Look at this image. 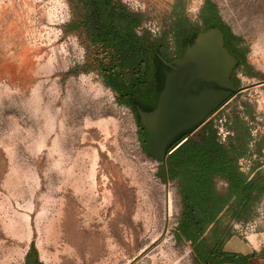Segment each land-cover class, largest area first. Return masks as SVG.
<instances>
[{
	"label": "rangeland",
	"instance_id": "374dc122",
	"mask_svg": "<svg viewBox=\"0 0 264 264\" xmlns=\"http://www.w3.org/2000/svg\"><path fill=\"white\" fill-rule=\"evenodd\" d=\"M120 1L172 42L177 16L200 22L206 2ZM211 2L245 63L233 74L243 90L207 122L224 142L248 134L238 163L253 176L264 169V0ZM82 16L77 0H0V264H27L31 253L41 264H194L191 243L175 237L177 185L169 183L168 215L161 163L105 83V52L89 42ZM260 212L257 231L235 235L249 242L264 231V196Z\"/></svg>",
	"mask_w": 264,
	"mask_h": 264
},
{
	"label": "trees",
	"instance_id": "16d2710c",
	"mask_svg": "<svg viewBox=\"0 0 264 264\" xmlns=\"http://www.w3.org/2000/svg\"><path fill=\"white\" fill-rule=\"evenodd\" d=\"M77 1L83 10L80 26L89 42L105 52L99 60V71L118 101L135 114L147 153V135L140 124L138 109L156 107L166 72L171 69L166 61L181 56L198 33L219 27L224 33L225 48L236 55V68L245 63V53L237 45L240 38L224 22L211 0H206L199 13L200 22L177 16L171 30L173 42L168 32L154 35L144 29L143 14L120 0ZM198 130L196 136L189 134L166 159L169 180L177 185L180 198L175 237L191 243L194 264L223 261L250 264L251 257L264 254V247L259 253L242 255L225 252L223 246L236 234V223L255 217L256 207L264 196V169L253 176L239 169L238 160L249 139L246 132L224 142L213 121ZM219 180L227 183L224 190L218 188Z\"/></svg>",
	"mask_w": 264,
	"mask_h": 264
},
{
	"label": "water",
	"instance_id": "95a60500",
	"mask_svg": "<svg viewBox=\"0 0 264 264\" xmlns=\"http://www.w3.org/2000/svg\"><path fill=\"white\" fill-rule=\"evenodd\" d=\"M159 100L152 110L138 109L140 124L147 135L148 154L161 163L159 174L169 196L167 156L189 134L197 131L237 89L232 73L237 59L225 48L224 33L212 27L198 33L194 42L173 61H166ZM168 214V213H167ZM153 245L135 258L144 255ZM27 264H41L34 256Z\"/></svg>",
	"mask_w": 264,
	"mask_h": 264
},
{
	"label": "crops",
	"instance_id": "0c3cea01",
	"mask_svg": "<svg viewBox=\"0 0 264 264\" xmlns=\"http://www.w3.org/2000/svg\"><path fill=\"white\" fill-rule=\"evenodd\" d=\"M264 247V231L254 234L253 240L246 242L237 235L230 237L224 244L223 250L229 253H237L242 255L259 253ZM216 264H240L231 261L218 262ZM250 264H264V254H256L250 259Z\"/></svg>",
	"mask_w": 264,
	"mask_h": 264
},
{
	"label": "built area",
	"instance_id": "2783aa9c",
	"mask_svg": "<svg viewBox=\"0 0 264 264\" xmlns=\"http://www.w3.org/2000/svg\"><path fill=\"white\" fill-rule=\"evenodd\" d=\"M220 135V133H219ZM186 140L183 139L181 140L175 147L174 149H176L180 144H182L184 141ZM223 141L225 140L224 138L222 139ZM173 149V150H174ZM238 166H239V169L244 172L245 174L249 175V176H252V172L250 170V167L249 166H246L244 165L241 161L238 163ZM263 221V215H261V212H260V215L254 217L252 220L248 221V222H245V223H236L234 226H235V229L237 231H241L245 234H248V232H254V231H257V229L259 228V226L261 225Z\"/></svg>",
	"mask_w": 264,
	"mask_h": 264
},
{
	"label": "flooded vegetation",
	"instance_id": "af4514ba",
	"mask_svg": "<svg viewBox=\"0 0 264 264\" xmlns=\"http://www.w3.org/2000/svg\"><path fill=\"white\" fill-rule=\"evenodd\" d=\"M232 55H234V57H236V55H235L234 53H233ZM237 64H238V62H237ZM236 66H237V65H236ZM236 70H237V68L235 67L234 70H233V73H232V77H234L233 74H234V72H235ZM233 82H234L235 87H236V89H237V93H235L234 95H237L239 92H241V91L243 90V87L240 86L234 78H233ZM234 95H233V96H234ZM31 257H34V254H33V253L28 257V259L31 258Z\"/></svg>",
	"mask_w": 264,
	"mask_h": 264
},
{
	"label": "bare ground",
	"instance_id": "6f19581e",
	"mask_svg": "<svg viewBox=\"0 0 264 264\" xmlns=\"http://www.w3.org/2000/svg\"><path fill=\"white\" fill-rule=\"evenodd\" d=\"M166 210L168 215L170 214L171 211V197L170 196H166Z\"/></svg>",
	"mask_w": 264,
	"mask_h": 264
}]
</instances>
